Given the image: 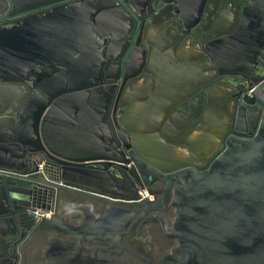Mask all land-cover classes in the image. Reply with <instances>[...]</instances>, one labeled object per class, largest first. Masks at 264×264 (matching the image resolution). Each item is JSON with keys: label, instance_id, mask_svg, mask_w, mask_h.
<instances>
[{"label": "flooded vegetation", "instance_id": "flooded-vegetation-1", "mask_svg": "<svg viewBox=\"0 0 264 264\" xmlns=\"http://www.w3.org/2000/svg\"><path fill=\"white\" fill-rule=\"evenodd\" d=\"M77 1L80 0H68L69 3ZM255 1L207 0L204 11L198 15V0H183V5L175 0H107L102 3L107 8L102 11L105 15L101 26H97L98 41L65 43L60 42L61 34H65L61 33V27L40 23L41 16L61 4L26 11L31 3L0 0V34L6 30L9 42V57L0 62L7 72H1L0 78L16 81L0 84V89L8 90L11 100L0 104V110L5 109L1 114L4 116L0 115V124H6L8 135L18 139L20 110L26 101L56 93L58 90L47 88L48 82L56 86L58 79L71 75L61 63H70L71 67L77 57L88 61L95 53L101 60L99 77H89L78 85L101 86L73 99L82 114L90 112L95 120L101 111L111 112L116 108L121 117L119 138L131 149L118 147L111 127L105 131L96 124L88 125V133L94 139L85 141L82 137L80 141H85L86 148H93L98 141L94 134L107 139L116 152L104 155L115 160L117 166L106 171L92 170L91 175L101 180L97 184L87 179L62 177L46 168L40 157H35L33 161L38 166L35 178L47 186L39 191L8 177L27 176V168L23 162L14 164L6 160L5 166L9 168L0 167V188L6 185L14 195L29 196L32 203L44 210L28 202L8 207L0 202V212H7L0 216V264L182 262L176 253L179 248L174 230L177 212L172 205L177 185L168 190L164 181L159 180L161 184L146 190L137 169L148 181L158 176L138 157L158 168L159 177L165 178L171 173L169 169L185 164L193 166L195 171L203 170L222 150L228 137L248 140L253 136L264 111L257 103H248L256 86L264 81L263 51L255 58L251 56L250 68L238 71L246 78L238 82L219 76L216 63L204 51V46L208 44L212 49L217 34L232 32L239 26L241 20L234 16L235 10ZM249 20L244 19L243 25ZM30 21L34 23L32 27L25 25ZM63 29L69 31L71 39L75 38L71 26ZM85 31L83 37H91ZM20 39L24 41L22 46L28 43V51L31 49L32 67L18 66L12 57L13 45H19ZM81 47L86 48L80 50ZM174 60H178L176 67H173ZM223 72L232 74L233 70ZM205 82L206 96L199 94ZM73 86L66 83L65 88ZM188 94L193 96L186 104L181 101L171 107ZM169 108L166 118L153 122L156 114ZM80 117L81 113L77 112L75 121ZM12 152L20 155L16 150ZM64 188L89 193L108 191L125 204L112 206L83 194L69 193ZM138 202L146 207L140 209L133 205ZM49 219L73 231L65 232L54 225L46 227L48 232L34 230L38 222ZM77 239L81 245L75 249Z\"/></svg>", "mask_w": 264, "mask_h": 264}, {"label": "water", "instance_id": "water-1", "mask_svg": "<svg viewBox=\"0 0 264 264\" xmlns=\"http://www.w3.org/2000/svg\"><path fill=\"white\" fill-rule=\"evenodd\" d=\"M22 1L31 3L25 9L26 11L61 4L58 7L54 6L40 19L42 25H57L62 28L61 33L65 34H61L60 42L69 43L72 40L77 43H92L98 41L100 34L97 26H101V19L105 15L102 11L107 8L102 3L107 0H80L75 3H69L68 0ZM175 1L183 5V0ZM206 3L207 0H198V15L204 11ZM235 15L240 18V25L235 26L232 32L224 31L215 34L213 48L209 49L207 44L204 46V51L210 56L212 55L217 66V73L221 78L243 82L246 78L241 76L238 71H245L251 67V56L255 58L262 51L264 53V0H256L250 6L236 9ZM246 18L250 20L243 25V20ZM52 20H56L55 23H51ZM25 25L32 27L34 23L30 21ZM66 26L73 28L75 38L72 36L71 39L67 34L69 31H64L63 28ZM85 30L91 37L87 39L83 37L82 34L86 32ZM189 32L191 31L189 30ZM19 41V45H13L12 57L18 66L25 64L27 67H32L31 49L28 51V43H25L24 47L21 44L24 41L21 39ZM8 43L7 32L4 30L0 34V62L9 57ZM85 48L79 49L85 50ZM100 65L101 60L95 53L90 56L88 61L77 57L71 67L70 63H61V66H66L69 69L68 73L71 75L58 79L56 86L53 82H48L50 85H47V88L58 90L56 93L45 94V96L38 95L37 99L26 101L20 110L22 116L17 126L18 139L8 135L6 124H0V167H7L5 161L9 160L14 164L23 162L27 168V176L8 177L22 182L23 185L29 186L34 191H39L43 186L47 187L35 178L38 175V166L33 160L35 157H40L45 161L46 168L58 172L62 177L72 176L101 184V180L96 175H91L92 170L106 171L112 166H117L115 160L104 155V153L116 152V148L107 139L99 138L94 134L99 141L96 142L97 146H93L95 154L86 157L63 154L54 148L56 135H59L62 138V143H70L72 148L77 146L79 150L86 151V139L93 138L92 134L88 133V125L96 124L105 131L111 127V132L113 130V134L118 139V147L131 151L122 144L119 138L121 117L116 108H113L111 112H108L107 109L104 112L101 111L100 116L95 120V117L88 111V113L85 111V114H82L77 101L73 99V97L85 94L88 89L101 86L92 83L78 85L88 80L89 77L98 78ZM224 69H231L233 72L232 74L223 72ZM1 72H7L4 70V63H0ZM14 82L16 81L12 79L0 78V84ZM66 83H73L74 86L66 89ZM207 86L205 82L199 94L206 96ZM7 93H9L7 89H0V104L4 101L11 102ZM263 94L264 81L256 86L253 91V99L248 104L257 103L264 111ZM192 96L193 94H188L179 102L172 103L171 107L181 101L186 104L187 100L192 99ZM170 110L171 108L156 114L153 122L166 118ZM4 112L5 109L2 108L0 115ZM77 112L81 113L82 118L75 121L74 117ZM54 129L62 131L68 129L70 138L66 137L65 132L56 134L53 132ZM82 137L85 141H80ZM14 150L18 151L20 155H13L12 151ZM138 160L150 165L158 176V179L148 181L146 175L137 169L138 176L143 183L142 186L146 190L150 191V187L154 184H161L159 180L164 181L168 190L173 185H177L173 191L172 205L177 212L174 230L179 248L176 253L182 262L174 264H264V112L251 138L247 140L228 137L222 150L209 163V166L201 171H195L193 166L185 164L169 169L170 175L160 178L158 168L146 163L140 157ZM64 190L69 193L83 194L112 206L125 204L123 200L108 191L100 190L89 193L75 188H64ZM0 197V202L4 207L28 202V204L44 210L43 207L32 203L29 196L12 194L6 185L0 188ZM169 198L166 194V200ZM133 205L140 209L146 207L142 202L133 203ZM2 214L6 215L7 212H0V216ZM51 225L65 232L73 231L67 225L50 219L38 222L34 230L48 232L46 227ZM80 245V240H75V249H78Z\"/></svg>", "mask_w": 264, "mask_h": 264}, {"label": "crops", "instance_id": "crops-1", "mask_svg": "<svg viewBox=\"0 0 264 264\" xmlns=\"http://www.w3.org/2000/svg\"><path fill=\"white\" fill-rule=\"evenodd\" d=\"M185 62H187V61H185ZM177 63H178V60H174L173 67H176ZM53 132H55L56 134L59 133V132H62V133L65 132L66 133V137L70 138V136L68 134L69 133L68 129H66L65 131L54 129ZM61 139H62L61 136L56 135V145L54 147L56 149V151H58L60 153L74 155L76 157H86L88 155L91 156V155L95 154L94 148L93 149L92 148H88L89 146H87V150L86 151L79 150L77 146H74L72 148L70 143H68V144L67 143H62Z\"/></svg>", "mask_w": 264, "mask_h": 264}]
</instances>
